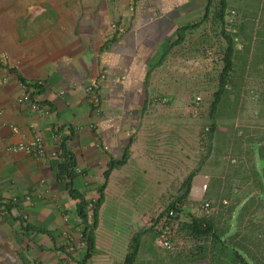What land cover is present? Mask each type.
<instances>
[{"label": "crops", "instance_id": "1", "mask_svg": "<svg viewBox=\"0 0 264 264\" xmlns=\"http://www.w3.org/2000/svg\"><path fill=\"white\" fill-rule=\"evenodd\" d=\"M219 8V0H0V264H82L70 186L90 207L103 191L101 220L154 213L192 173L194 188L211 182L208 169L190 170L189 113L199 114L195 93L214 72L202 49ZM35 136L62 155L12 151Z\"/></svg>", "mask_w": 264, "mask_h": 264}, {"label": "rangeland", "instance_id": "2", "mask_svg": "<svg viewBox=\"0 0 264 264\" xmlns=\"http://www.w3.org/2000/svg\"><path fill=\"white\" fill-rule=\"evenodd\" d=\"M229 7L228 12L235 11L241 24L234 38L232 83L223 97L221 116L212 121L209 115L227 49L222 34L226 26L216 20L217 12L211 18L213 23L206 28L208 32L202 49L206 64H214L211 65L214 72L209 76H212L210 85L195 93L203 100L198 108L199 114L194 117V113H189V127L192 135L197 137L190 135L189 148L194 151L189 157L190 170L208 169L214 173L208 190L212 208L206 212L197 200L184 202V208L178 214L179 226L174 232L171 250L160 248L152 235L145 234L158 224L159 213L168 208L169 202L159 203L154 213L102 214L96 232L97 254L91 262L122 264L138 234L142 237L137 264L194 262L199 258L194 255L195 241L186 228L192 217L224 223L230 207L237 206L236 216L241 207L251 205V202L254 205L247 215V226L253 221L258 224L256 228L264 229V196L260 198L258 195L264 193V188H261V178L255 176V172L261 169V160H264L260 154L264 139V0H229ZM230 29L227 27V31ZM214 122L216 130L211 137ZM179 144L175 143L172 149ZM235 223L233 221V226ZM77 234L73 239L80 250L82 237L79 231Z\"/></svg>", "mask_w": 264, "mask_h": 264}, {"label": "trees", "instance_id": "3", "mask_svg": "<svg viewBox=\"0 0 264 264\" xmlns=\"http://www.w3.org/2000/svg\"><path fill=\"white\" fill-rule=\"evenodd\" d=\"M213 0H210V4ZM220 8L216 13V20L223 26L231 27L227 32L223 31V37L227 42V49L223 59L224 67L219 77V83L217 91L210 106L209 115L212 121H215L217 117L221 116L220 108L225 93H228L229 86L232 83L230 74L233 70V59L235 54L234 38L237 36V30L241 24V20L235 11H229L228 0H219ZM208 15V11L206 13ZM207 17V16H206ZM36 89L40 87L34 86ZM256 97V96H254ZM203 101V100H202ZM202 105V103H201ZM211 137L216 130L215 122L211 126ZM263 148L260 150V154L264 158V139L261 141ZM261 166V164H260ZM67 171L66 169H64ZM63 170V171H64ZM112 167L106 172V180L109 177ZM66 174H69L66 172ZM255 176L261 178L264 188V169H260L255 172ZM194 173H192L188 181H186L180 192L176 197H172L169 201V206L164 212H160V220L170 209H176L178 214H181L182 205L189 198V194L192 187V179ZM105 189V186L103 187ZM70 195L73 199L78 200L77 204V216L80 220L81 239L86 248V253L83 257L82 264H87L97 254V239L96 232L100 225L99 209L104 202L103 191H100V197L96 203L90 204L86 202L85 197L73 190L70 186L68 188ZM259 197H263L264 193H259ZM212 205V204H211ZM251 205H245L241 207L235 216L237 206H232L228 210L227 219L224 223L215 221L213 219L193 218L192 221L187 224L186 228L190 232V238L195 241V256H198L199 260H204L207 264H264V229L256 228V222H250L247 226L246 218L249 215ZM233 221L235 225L233 226ZM156 231L152 227L147 230L145 234H150L155 237ZM142 234H138L131 242L129 252L126 254L123 264H137L138 254L140 251V239Z\"/></svg>", "mask_w": 264, "mask_h": 264}, {"label": "built area", "instance_id": "4", "mask_svg": "<svg viewBox=\"0 0 264 264\" xmlns=\"http://www.w3.org/2000/svg\"><path fill=\"white\" fill-rule=\"evenodd\" d=\"M114 33H119L122 31V28L119 27L117 24H113L112 26ZM114 35V34H112ZM42 83L40 82L38 85L33 84L32 86H39ZM96 86L95 85H89L86 89L87 94L90 97V101L94 104H98L99 98L96 93ZM31 93H27L22 97L20 102H26L30 101ZM202 103V98L197 96L193 100V108L195 112L199 111V107ZM13 132H18V128L16 126H11ZM60 133H56L55 136L60 137ZM12 151L14 152H22L29 154L37 159H44V158H58L62 155L61 148L59 146L55 148L51 154H48L45 142L42 137L35 136L33 139L25 142H21L15 147L12 148ZM210 181L209 178H204L201 185L197 188L192 187V190L190 192V197L193 200H197L200 202L201 209L203 211L209 212L212 208L211 203L205 199L206 193L209 189ZM160 217V216H159ZM178 212L176 209H170L160 220L158 221L157 225H154V230L156 231L154 241L157 246H159L162 249L165 250H171L173 249L172 244V238L174 236L175 230L178 228Z\"/></svg>", "mask_w": 264, "mask_h": 264}, {"label": "water", "instance_id": "5", "mask_svg": "<svg viewBox=\"0 0 264 264\" xmlns=\"http://www.w3.org/2000/svg\"><path fill=\"white\" fill-rule=\"evenodd\" d=\"M261 168L264 169V160H261Z\"/></svg>", "mask_w": 264, "mask_h": 264}, {"label": "clouds", "instance_id": "6", "mask_svg": "<svg viewBox=\"0 0 264 264\" xmlns=\"http://www.w3.org/2000/svg\"><path fill=\"white\" fill-rule=\"evenodd\" d=\"M192 187H193V185H192ZM192 187H191V190H192ZM191 192V191H190ZM208 192V191H207ZM189 197H190V194H189ZM206 199V198H205ZM207 200V199H206ZM208 201V200H207Z\"/></svg>", "mask_w": 264, "mask_h": 264}]
</instances>
